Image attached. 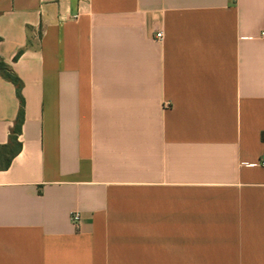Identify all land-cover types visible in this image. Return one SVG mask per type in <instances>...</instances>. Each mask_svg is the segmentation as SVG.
<instances>
[{
    "label": "crops",
    "instance_id": "obj_1",
    "mask_svg": "<svg viewBox=\"0 0 264 264\" xmlns=\"http://www.w3.org/2000/svg\"><path fill=\"white\" fill-rule=\"evenodd\" d=\"M262 32L264 0H0V264H264ZM20 108L0 74V152Z\"/></svg>",
    "mask_w": 264,
    "mask_h": 264
},
{
    "label": "trees",
    "instance_id": "obj_2",
    "mask_svg": "<svg viewBox=\"0 0 264 264\" xmlns=\"http://www.w3.org/2000/svg\"><path fill=\"white\" fill-rule=\"evenodd\" d=\"M0 74L3 75L7 80H9L11 83L15 85L17 95L21 101V108L18 114L15 128L10 136V142L8 145L2 147L3 150L2 152H0V161H3L4 165L8 167L13 156L18 153L21 147L20 143L18 142V136L21 134L22 125L24 122L23 99L21 94L22 82L20 78L13 72L10 66L1 60H0Z\"/></svg>",
    "mask_w": 264,
    "mask_h": 264
},
{
    "label": "built area",
    "instance_id": "obj_3",
    "mask_svg": "<svg viewBox=\"0 0 264 264\" xmlns=\"http://www.w3.org/2000/svg\"><path fill=\"white\" fill-rule=\"evenodd\" d=\"M163 36H164L163 32L160 31L156 34V39L158 41H162ZM261 37L264 38V32L261 33ZM259 165L264 167V161L260 162ZM70 219H71V222L73 223V225L78 227L80 222H81V215L78 211H74L71 213Z\"/></svg>",
    "mask_w": 264,
    "mask_h": 264
}]
</instances>
